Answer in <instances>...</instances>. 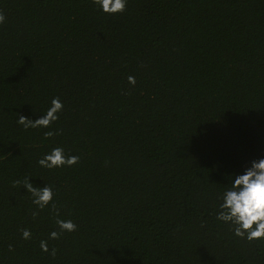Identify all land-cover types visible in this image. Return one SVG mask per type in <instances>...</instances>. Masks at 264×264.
Segmentation results:
<instances>
[{"label": "trees", "instance_id": "trees-1", "mask_svg": "<svg viewBox=\"0 0 264 264\" xmlns=\"http://www.w3.org/2000/svg\"><path fill=\"white\" fill-rule=\"evenodd\" d=\"M0 13V264H264V239L216 219L229 173L264 157V0H128L114 15L0 0ZM53 97L47 128L17 123ZM57 146L78 161L41 167ZM28 180L52 188L49 206ZM57 218L77 228L48 239Z\"/></svg>", "mask_w": 264, "mask_h": 264}, {"label": "clouds", "instance_id": "clouds-1", "mask_svg": "<svg viewBox=\"0 0 264 264\" xmlns=\"http://www.w3.org/2000/svg\"><path fill=\"white\" fill-rule=\"evenodd\" d=\"M99 10L105 14L114 15L122 13L128 0H93ZM5 17L0 13V23ZM129 84H135L133 76L128 77ZM63 108V102L59 97H53L46 112L36 119L19 115L17 123L24 128H47L53 121L58 119V113ZM51 132H46L45 136H51ZM79 157L76 155H65L62 147H54L45 152L38 160V164L47 169L60 168L74 165ZM15 183V182H14ZM230 186L219 196V211L216 214L218 221L234 225L233 234L237 237L252 240L264 239V157L251 160L241 172L229 173ZM26 192L31 193L32 203L38 210H42L50 205L53 200V190L48 185L34 186L28 180L24 184ZM37 212H33V216ZM59 231L53 230L48 234V239H57L63 232H73L77 225L71 219H56ZM23 239L31 237V231L22 229ZM11 247V246H9ZM40 248L43 252H48L47 240L40 241ZM55 249L51 254L55 255Z\"/></svg>", "mask_w": 264, "mask_h": 264}]
</instances>
